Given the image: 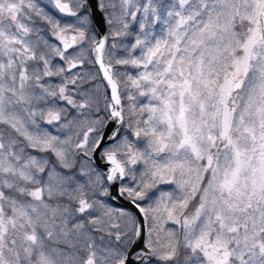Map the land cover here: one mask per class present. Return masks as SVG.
Instances as JSON below:
<instances>
[{
  "label": "snow or ice",
  "instance_id": "snow-or-ice-1",
  "mask_svg": "<svg viewBox=\"0 0 264 264\" xmlns=\"http://www.w3.org/2000/svg\"><path fill=\"white\" fill-rule=\"evenodd\" d=\"M0 264H264V0H0Z\"/></svg>",
  "mask_w": 264,
  "mask_h": 264
},
{
  "label": "rangeland",
  "instance_id": "rangeland-1",
  "mask_svg": "<svg viewBox=\"0 0 264 264\" xmlns=\"http://www.w3.org/2000/svg\"><path fill=\"white\" fill-rule=\"evenodd\" d=\"M120 52L117 53L119 55ZM84 71L96 74L95 71H97V67L91 64H87V66L84 68ZM93 84H99L101 85V92L104 91L103 86L105 85L104 82L101 79H97L96 81L93 82ZM93 85H86V87H92Z\"/></svg>",
  "mask_w": 264,
  "mask_h": 264
},
{
  "label": "water",
  "instance_id": "water-1",
  "mask_svg": "<svg viewBox=\"0 0 264 264\" xmlns=\"http://www.w3.org/2000/svg\"><path fill=\"white\" fill-rule=\"evenodd\" d=\"M104 82L106 83V81H104ZM115 203L118 204V205H120V206H122V207L128 208V209L132 210L133 212H137V214L139 215L138 210H136V209H135L131 204H129L128 202L121 200V201H116Z\"/></svg>",
  "mask_w": 264,
  "mask_h": 264
},
{
  "label": "trees",
  "instance_id": "trees-1",
  "mask_svg": "<svg viewBox=\"0 0 264 264\" xmlns=\"http://www.w3.org/2000/svg\"><path fill=\"white\" fill-rule=\"evenodd\" d=\"M124 53H122V52H120L119 53V55H123ZM87 66V64L84 66V68ZM97 67V66H96ZM116 70H117V72L119 73V72H123L125 69H124V67L123 66H119V65H117L116 66ZM129 71H132L131 69H129ZM97 71H95V73H96ZM116 206H118L117 204H116ZM120 207V206H119ZM128 210V209H127ZM131 211V210H130Z\"/></svg>",
  "mask_w": 264,
  "mask_h": 264
}]
</instances>
